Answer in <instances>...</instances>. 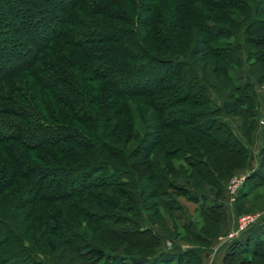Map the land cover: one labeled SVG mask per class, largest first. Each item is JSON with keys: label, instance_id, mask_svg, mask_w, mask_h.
<instances>
[{"label": "trees", "instance_id": "obj_1", "mask_svg": "<svg viewBox=\"0 0 264 264\" xmlns=\"http://www.w3.org/2000/svg\"><path fill=\"white\" fill-rule=\"evenodd\" d=\"M241 50L247 69L235 77ZM263 80L264 0H0V264L82 262L71 263L75 255L91 264H205L225 220L226 180L253 158L254 84ZM189 104L200 105L194 124L192 114L175 118ZM224 114L241 117L244 140ZM137 121L163 125L145 149L133 141ZM79 173L105 191L90 190L91 179L64 182ZM263 185L264 143L236 214L256 207ZM180 197L212 225L197 227ZM99 211L106 221L94 219ZM164 212L182 218L189 246ZM124 221L151 232L150 256L116 241ZM61 222L69 236L56 230ZM225 246L223 264H264V215Z\"/></svg>", "mask_w": 264, "mask_h": 264}, {"label": "rangeland", "instance_id": "obj_2", "mask_svg": "<svg viewBox=\"0 0 264 264\" xmlns=\"http://www.w3.org/2000/svg\"><path fill=\"white\" fill-rule=\"evenodd\" d=\"M232 40H235V38H232ZM209 43L212 46L215 45L214 42H209ZM242 52H243V50H241V52H240V56L243 59L242 60V67H241L240 71H235V72L234 71L233 72L231 71V74L234 75L235 77L236 76H239V75H244L245 72H246V69H247V64L244 61L245 60V57H244V55H243ZM203 57L204 58H207V59H211L212 56L209 55L208 53H204L203 54ZM206 61L209 62V60H206ZM203 64H204L203 63V60L198 62V65L199 66H202ZM203 68H202L203 71L206 72L205 67H203ZM208 68L209 67H207V69ZM224 75L225 74H220V77H224L225 78ZM216 81H217V79H216ZM254 89H255V99H256V103H257V107H256L257 108V114H256V120H255V123L256 124H255L254 130H253V133H252V140H251V142H253L254 140L255 141L258 140L259 141L258 143L261 142L262 145H263V143H264V137H263V134H262V126L264 124V80L262 82H255ZM208 92H209L210 97L213 99V101L214 100L219 101V99H218L219 97H217L218 95L216 96V93L214 92V90L209 89ZM133 101H136V102H139V103H143L144 100H143V98L140 97V98H135V100H133ZM199 106H200L199 104H189L187 106L188 112L185 111L184 114L178 115L175 118L178 119V118H182L183 116H188L189 114H192L193 117L191 118L190 123L194 124L195 123V119L197 118V115L194 112H195V110ZM144 115H145V113L143 114V117H144ZM222 116L224 118H226V117L228 118L229 116L232 117L231 118V122L233 123V125H234V123L239 118H241V117H239L237 115H231V114H224ZM235 116H237L239 118L237 119V117H235ZM161 117H165L164 116V113L161 115ZM163 119H160V121L161 120L164 121ZM231 122L229 121L230 124H231ZM241 124H242V119H241ZM134 127L139 132V135L137 137H133V141L135 142L134 144H136L137 142L143 143L142 149H145L149 144H151V141L155 138L153 136H155L156 132L159 129H161L163 127V125L160 124V123H148L147 121L146 122H143V123H139L137 121V122H135V126ZM190 127H192L195 130V126L194 125L193 126H190ZM231 127H232V125H231ZM147 133L150 134V135H148V137H142V136L147 135ZM261 138L263 139V141L261 140ZM251 142L249 141L248 144L251 143ZM118 145L123 146V143H118ZM250 152H251V155L253 157L251 163H249L248 165H246L243 168L234 169V171L231 173V175L226 180L224 196L222 195L223 196L222 197L223 198V207L225 209V220L222 221L221 227H220V231L212 239V242L209 243V244H207L208 246H206V248L208 249V251L213 250L212 247H214L215 245H220V244L221 245H225L226 241L229 240L228 239V240L225 241V238H224L225 235L228 233V231L230 229H235L236 228V218H237V216L239 214H236L235 211H234L235 201H236L237 195L239 193V190L241 189V187L243 185V182L245 181V178L247 177L248 173L251 172L252 167L254 165H256V163H257V153L256 154L255 153L253 154V151H251V149H250ZM254 160H256V161H254ZM174 161H176V163H180L177 158L174 159ZM180 161H182V160H180ZM253 162H256V163L254 164ZM104 173L105 172H103V174ZM236 173L244 174V178L242 180L241 185L238 187V189L234 193H231L230 191L227 190L226 184H227L228 180L230 179V177L233 176ZM89 179H91V183L89 184L90 185V187H89L90 190H92V191H97V190H99V191H101V190L105 191L104 190L105 189L104 188V185L102 183H99V184L98 183H95L93 176H90V175L89 176H85L84 174H80L79 173L78 177L75 180H69V181L68 180H64V182L65 183L66 182L69 183L73 187H77L81 183H83L84 181H87ZM92 180H93V182H92ZM139 182L142 183V184H144V186H145L146 189H151V180H139ZM104 183L111 184V183H114V181L113 180L106 179V181H104ZM161 188H162V186L160 187V189ZM256 192L258 194H262V198L259 199V201L256 203V207L255 208H253L252 210L246 211V212L256 213V214H258L257 215V218H259L260 216L264 215V185L263 186H258V188L256 189ZM78 197H80V196L78 195L77 198ZM180 199H181V201L183 203L184 208L186 207L185 208V211L186 212L188 211V213L191 215L192 219L195 222H197V224H196L197 227H203L207 223L210 226L212 225V223L210 221L211 220V217H205L204 218L203 216H201L199 210L195 208L196 207L195 206V203H193L191 201H187L184 197H180ZM98 215L99 216L98 217H95L94 219L97 220V222H99V223H101L103 221H106L108 219V217H109L108 216L109 214H107L106 211L105 212L104 211H99ZM130 215H132V217H134L135 216V213H133V214H130L129 213L128 216H130ZM163 218L166 221L168 219H170V221L169 220L168 221L169 222H172L171 225H170V227L172 228V231L174 233H179L178 236H177L178 239H180L179 237H181V235H183L184 233H187L186 230H185V228L181 224V220H182L181 217H176V219H174L171 214H167L166 212H164ZM124 223H125V225H127V229L124 228V231L121 230L119 232L120 234H118V236L119 235L120 236H119V238L118 237L116 238L117 239L116 241L122 242V240H125V239L130 240V241L134 242V244L132 245L133 248L136 247L141 254H145L146 256H150L151 255V252L153 251V248L151 249V232H149V233H140V232H138L136 230L133 222H130L129 224H126V222L124 221ZM127 223H128V221H127ZM62 224L59 223L58 224V227L59 228L56 229V230L59 231L60 233H65V235L67 234V236H69L70 235L69 227L65 226L64 225L65 223H62ZM115 226L118 227V229H120L121 227H123V225H122V219L119 218L117 220ZM71 229L73 230V227ZM144 229H151V226L149 224H147L144 227ZM107 234H108V237L109 238H113L114 237L113 234L111 232H109V231H107ZM49 235L51 236V234H49ZM179 242H181V244L183 246H189V245H187L188 243L186 241H184V240H181L180 239ZM74 243L75 244H78V242L76 241L75 238H74ZM163 246L164 247H169L170 246V241L167 238H164L163 239ZM49 248L52 249L51 247H49ZM38 255L39 254L37 253L36 256H38ZM81 259L79 257H76V255H75V256H73L71 258L70 262L71 263H78L79 261H82L79 264H91V263L88 262V259H87V257L85 255H83L81 257ZM72 260H74V261H72ZM110 261H111L110 259L104 257L103 259H101L100 261H98L95 264H106V263L107 264H111ZM47 264H53V263H50L49 262Z\"/></svg>", "mask_w": 264, "mask_h": 264}, {"label": "crops", "instance_id": "obj_3", "mask_svg": "<svg viewBox=\"0 0 264 264\" xmlns=\"http://www.w3.org/2000/svg\"><path fill=\"white\" fill-rule=\"evenodd\" d=\"M223 117V116H222ZM237 117V116H235ZM224 118V117H223ZM231 118L232 117H226L225 119H227L228 121L231 122ZM239 117H237L238 119ZM232 128L235 131V133L238 135L239 138L244 140L243 134H242V130H241V118H239L233 125V123L231 122ZM261 140L263 141V139L261 138ZM255 141V140H254ZM251 142L248 144L249 149H251V151H253V154L258 153L260 147L262 146V143H258L259 141L256 140L255 142ZM257 142V143H256ZM256 161V160H254ZM254 164L256 162H253ZM186 244V243H185ZM225 245H215L213 248V250L208 251L207 253H205V255L203 256V261L205 264H223L222 262V257L225 251Z\"/></svg>", "mask_w": 264, "mask_h": 264}, {"label": "built area", "instance_id": "obj_4", "mask_svg": "<svg viewBox=\"0 0 264 264\" xmlns=\"http://www.w3.org/2000/svg\"><path fill=\"white\" fill-rule=\"evenodd\" d=\"M244 178V174L236 173L230 177L228 180L226 187L227 190L231 193H234L238 187L241 185L242 180ZM256 213L253 212H243L240 213L236 218V228L230 229L228 233L225 235V241L237 235L240 231L246 228L248 225L253 223L257 219Z\"/></svg>", "mask_w": 264, "mask_h": 264}]
</instances>
